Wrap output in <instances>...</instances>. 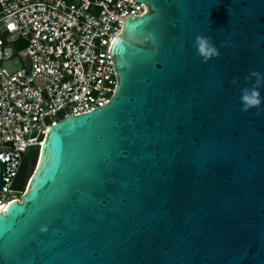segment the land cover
<instances>
[{"label":"water","instance_id":"1","mask_svg":"<svg viewBox=\"0 0 264 264\" xmlns=\"http://www.w3.org/2000/svg\"><path fill=\"white\" fill-rule=\"evenodd\" d=\"M136 1L112 98L48 128L0 211V264H264V111L239 100L264 73V0Z\"/></svg>","mask_w":264,"mask_h":264},{"label":"built area","instance_id":"2","mask_svg":"<svg viewBox=\"0 0 264 264\" xmlns=\"http://www.w3.org/2000/svg\"><path fill=\"white\" fill-rule=\"evenodd\" d=\"M136 0H0V211L25 192L24 155L48 128L108 103L117 85L110 46ZM18 59L15 71L4 63Z\"/></svg>","mask_w":264,"mask_h":264},{"label":"clouds","instance_id":"3","mask_svg":"<svg viewBox=\"0 0 264 264\" xmlns=\"http://www.w3.org/2000/svg\"><path fill=\"white\" fill-rule=\"evenodd\" d=\"M193 47L196 53L202 58L203 62H207L220 55L219 48L213 42L212 38L204 34L196 35L193 41ZM245 80L252 83L240 89L239 100L241 108L243 111L255 108L257 114H260L261 111H264V95L261 93V87H264V73L252 70L245 77ZM236 82L237 81L234 79L233 83Z\"/></svg>","mask_w":264,"mask_h":264},{"label":"trees","instance_id":"4","mask_svg":"<svg viewBox=\"0 0 264 264\" xmlns=\"http://www.w3.org/2000/svg\"><path fill=\"white\" fill-rule=\"evenodd\" d=\"M32 148H33L32 150H29L30 149L29 148L25 153L23 166L17 178L18 187H20L24 191L26 190L29 180L35 170L37 158L40 151V146L32 147Z\"/></svg>","mask_w":264,"mask_h":264},{"label":"rangeland","instance_id":"5","mask_svg":"<svg viewBox=\"0 0 264 264\" xmlns=\"http://www.w3.org/2000/svg\"><path fill=\"white\" fill-rule=\"evenodd\" d=\"M4 65L11 71H15L21 67V63L18 59H10L5 61ZM29 150H32V147H29Z\"/></svg>","mask_w":264,"mask_h":264}]
</instances>
